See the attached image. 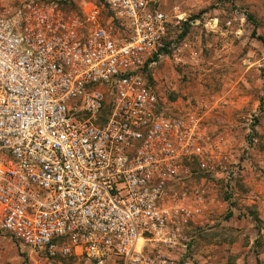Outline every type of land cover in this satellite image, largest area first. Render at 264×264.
I'll use <instances>...</instances> for the list:
<instances>
[{
    "label": "built area",
    "instance_id": "built-area-1",
    "mask_svg": "<svg viewBox=\"0 0 264 264\" xmlns=\"http://www.w3.org/2000/svg\"><path fill=\"white\" fill-rule=\"evenodd\" d=\"M103 1L0 11V231L26 264H192L173 251L210 210L207 189L185 187L209 137L149 80L171 19Z\"/></svg>",
    "mask_w": 264,
    "mask_h": 264
},
{
    "label": "rangeland",
    "instance_id": "rangeland-1",
    "mask_svg": "<svg viewBox=\"0 0 264 264\" xmlns=\"http://www.w3.org/2000/svg\"><path fill=\"white\" fill-rule=\"evenodd\" d=\"M22 1L0 0V11ZM53 1L80 16L104 3ZM149 1L171 19L149 80L174 117L200 114L209 137V166L196 159L185 187L207 189L210 210L187 229L188 248L173 252L192 264H264V0ZM26 263L24 247L0 231V264Z\"/></svg>",
    "mask_w": 264,
    "mask_h": 264
}]
</instances>
